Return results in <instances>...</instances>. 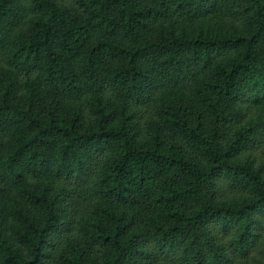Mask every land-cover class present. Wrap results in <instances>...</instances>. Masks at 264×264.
Returning <instances> with one entry per match:
<instances>
[{"label":"trees","instance_id":"obj_1","mask_svg":"<svg viewBox=\"0 0 264 264\" xmlns=\"http://www.w3.org/2000/svg\"><path fill=\"white\" fill-rule=\"evenodd\" d=\"M0 264H264V0H0Z\"/></svg>","mask_w":264,"mask_h":264},{"label":"rangeland","instance_id":"obj_2","mask_svg":"<svg viewBox=\"0 0 264 264\" xmlns=\"http://www.w3.org/2000/svg\"><path fill=\"white\" fill-rule=\"evenodd\" d=\"M111 206L116 213L123 215L125 218H131L134 212L133 208H135L134 205H127L118 202H112ZM158 211L159 209L154 208V210H147L146 213H142L139 223H143L148 217L156 215Z\"/></svg>","mask_w":264,"mask_h":264}]
</instances>
